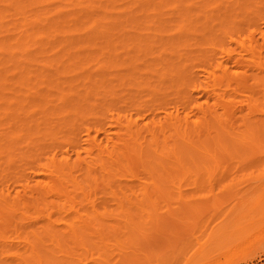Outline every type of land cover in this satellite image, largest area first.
Returning a JSON list of instances; mask_svg holds the SVG:
<instances>
[{
    "label": "bare ground",
    "instance_id": "1",
    "mask_svg": "<svg viewBox=\"0 0 264 264\" xmlns=\"http://www.w3.org/2000/svg\"><path fill=\"white\" fill-rule=\"evenodd\" d=\"M257 162L264 0H0V264L131 257L164 188ZM239 203L184 264L249 250Z\"/></svg>",
    "mask_w": 264,
    "mask_h": 264
},
{
    "label": "rangeland",
    "instance_id": "2",
    "mask_svg": "<svg viewBox=\"0 0 264 264\" xmlns=\"http://www.w3.org/2000/svg\"><path fill=\"white\" fill-rule=\"evenodd\" d=\"M262 166L264 162L241 164L233 175L204 180L201 188H187L179 193L164 188L161 195L155 197L159 208L156 218L152 219L151 208L145 207L141 217L144 220V239L136 245L138 252L120 260L106 259L105 264H184L196 245L194 238H203L212 226L225 221L230 212L235 213L234 209L241 204L239 202L245 201L246 212L256 206L260 213L258 206L264 202L261 198L264 176L257 174ZM251 170H256V176H242ZM258 213L253 214L256 218L255 240L245 254H237L228 264H264V214Z\"/></svg>",
    "mask_w": 264,
    "mask_h": 264
}]
</instances>
